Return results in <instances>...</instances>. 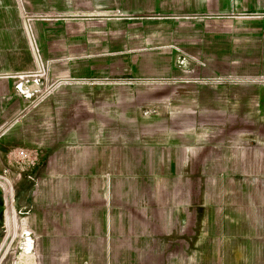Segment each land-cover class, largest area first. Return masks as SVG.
<instances>
[{
    "label": "crops",
    "instance_id": "0c3cea01",
    "mask_svg": "<svg viewBox=\"0 0 264 264\" xmlns=\"http://www.w3.org/2000/svg\"><path fill=\"white\" fill-rule=\"evenodd\" d=\"M94 1L121 12L31 23L48 89L186 78L213 88L190 100L213 121L54 132L33 114L37 99L18 94L36 90L33 53L0 38V170H22V139L43 146L17 205L0 196L2 227L15 204L12 227L32 248L1 243L0 264H264V0Z\"/></svg>",
    "mask_w": 264,
    "mask_h": 264
},
{
    "label": "rangeland",
    "instance_id": "374dc122",
    "mask_svg": "<svg viewBox=\"0 0 264 264\" xmlns=\"http://www.w3.org/2000/svg\"><path fill=\"white\" fill-rule=\"evenodd\" d=\"M94 4L98 2L94 0H0V38H5L6 47L13 40L15 48L30 50L37 61V75L31 77L29 81L30 84L33 82L36 84V90L21 89L18 91L22 98L37 99V106L33 109L37 120L44 121L46 118L48 127L54 132L64 125L75 127L76 122L80 126L83 125L85 129L95 128L121 132H131L136 125L137 129L140 125H146L147 127L144 126L142 130L148 129L154 134L163 131L188 132L195 125L198 127L205 125L206 120L211 119L210 117L205 118V115H211V113L205 111L202 102H197L195 109L194 103L190 100L195 96L199 100L209 91L213 93V88L205 87L201 83L195 86L189 83L191 80L186 78L177 80L116 78L76 82L62 80L61 83L55 85V88L48 89L45 66L39 56V48L35 39L37 37L33 33L31 23L37 20L44 23L52 22L53 26H60L67 18L75 19L78 16L91 18L96 15H107L110 12L114 14V11L115 13L121 12V10L94 8L92 7ZM24 40L28 48L24 45ZM216 81H202V83ZM46 97L49 98V103L44 101ZM51 99L53 103H50ZM22 109H25L23 114H28L29 108L23 107ZM25 118L28 120L29 115ZM141 121H143L142 124ZM212 124L220 125L221 123L218 120ZM28 141L22 139V146L17 145L16 147V150L22 151L20 153L24 155L23 158L15 160L16 163L24 164L21 165L22 170L15 168L9 171L0 170V196L4 195L7 199L8 197L11 199L17 194L16 191L22 178L27 180L31 176L32 160L30 158L33 157L34 150L40 153L39 149L42 150L43 146L38 142L28 144ZM35 157L37 158L38 155ZM19 164L17 165L20 166ZM11 207V204L7 206L6 218V223L10 226L3 228L2 223L0 224V244L5 243V248L9 249V253L19 246L25 247L26 238L29 237L27 230L23 234L19 222L15 225L16 227H12L11 221L14 222L15 214ZM22 237H25L24 243H22ZM29 239L31 249L32 240L30 237Z\"/></svg>",
    "mask_w": 264,
    "mask_h": 264
},
{
    "label": "flooded vegetation",
    "instance_id": "af4514ba",
    "mask_svg": "<svg viewBox=\"0 0 264 264\" xmlns=\"http://www.w3.org/2000/svg\"><path fill=\"white\" fill-rule=\"evenodd\" d=\"M18 200H19V198H18V193L17 194H15V198H14V203L17 205V203H18ZM4 210H5V208H4V203H3V201H2V199L0 198V224L2 223V217H3V212H4ZM10 237V236H9ZM8 237V238H9Z\"/></svg>",
    "mask_w": 264,
    "mask_h": 264
},
{
    "label": "bare ground",
    "instance_id": "6f19581e",
    "mask_svg": "<svg viewBox=\"0 0 264 264\" xmlns=\"http://www.w3.org/2000/svg\"><path fill=\"white\" fill-rule=\"evenodd\" d=\"M30 244H31V241H30L29 237H27L26 238V245H25L27 251L30 249Z\"/></svg>",
    "mask_w": 264,
    "mask_h": 264
},
{
    "label": "water",
    "instance_id": "95a60500",
    "mask_svg": "<svg viewBox=\"0 0 264 264\" xmlns=\"http://www.w3.org/2000/svg\"><path fill=\"white\" fill-rule=\"evenodd\" d=\"M12 206H15V204H12Z\"/></svg>",
    "mask_w": 264,
    "mask_h": 264
}]
</instances>
